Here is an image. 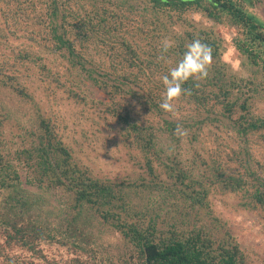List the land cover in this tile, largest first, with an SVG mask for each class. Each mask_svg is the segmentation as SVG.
<instances>
[{
	"label": "trees",
	"instance_id": "obj_1",
	"mask_svg": "<svg viewBox=\"0 0 264 264\" xmlns=\"http://www.w3.org/2000/svg\"><path fill=\"white\" fill-rule=\"evenodd\" d=\"M75 1L79 7L75 10L70 0L0 3L28 9L35 19L30 39L65 60L67 73L75 71L108 97L114 106L106 108L107 113L116 119L128 146L136 151L134 157L139 155L140 165L151 180L141 178L139 183H126L93 176L75 162L50 120L37 108L38 124L23 136L25 143L26 138L29 143L12 152L3 142V130L14 113L8 104L0 102V264H104L96 248L94 229L98 223L115 230L131 251L116 260L115 256L107 257L109 264H248L246 252L228 230L221 229L219 220L212 218L209 228L205 224L196 227L188 222L189 214L196 216L200 210L209 209L207 196L214 185L241 194L242 208L264 209V172L251 170L245 160L241 163L244 172L231 175L212 161V179L207 188L203 179L184 168L173 153L166 154L160 144L164 135L175 143L184 137L196 139L195 129L199 130L206 119H174L159 104L164 93L162 76L182 57L186 45L198 38L213 50L208 76L187 81L184 87L190 89V94L179 99L193 103L209 117L213 115L207 118L209 123L229 120L231 129L245 142L250 135L264 131V119L250 112L252 95H245L260 91L264 96V22L245 7V3L252 5L253 0ZM193 12L215 24L236 28L234 47L251 66L259 68L261 83L238 78L227 69L221 60L225 43L213 29L189 25L187 17ZM129 13L138 14L143 21L150 20L151 31L157 36L147 37L149 50L139 52L135 42L119 32L127 25V19L122 17ZM179 23L192 29L185 27L183 35L168 33ZM163 31L175 46L161 60L158 36ZM98 51L106 57L96 58ZM14 59L10 64L0 60V93L7 94L11 103L17 97L33 103L32 94L19 83L15 70L28 62L42 71H47V66L29 51ZM116 98L143 104L145 111L155 116L157 127L121 109L123 106ZM211 103L219 110L214 111ZM178 126L183 135L177 133ZM235 154L233 151L226 156L232 160ZM158 167L171 184L159 178ZM21 168L25 169V183ZM154 190L183 200L190 211H182L172 223L160 224L153 204H137L132 196L148 192L150 197ZM57 192L66 196L64 205L50 200L51 194ZM44 242L64 247L67 258L48 257L41 248Z\"/></svg>",
	"mask_w": 264,
	"mask_h": 264
},
{
	"label": "rangeland",
	"instance_id": "obj_2",
	"mask_svg": "<svg viewBox=\"0 0 264 264\" xmlns=\"http://www.w3.org/2000/svg\"><path fill=\"white\" fill-rule=\"evenodd\" d=\"M253 2L252 5L245 3L246 10L264 22V0H253ZM2 5L0 3V60H7L10 64L14 62L17 54L29 51L42 58L47 66V71H42L38 65L28 62L15 70L19 83L27 87L32 94L33 103L18 100V97L11 103L7 94L0 93L1 104H8L14 113L3 130V142L6 148L13 152L20 149L23 144L29 143L27 138L25 143L23 136L38 124L35 109L37 108L50 120L55 132L71 150L75 162L80 167L88 169L93 176L102 180L126 183H139L141 178L149 180L150 176L140 165L139 155L134 157L136 151L128 146L116 119L106 111V108L114 106L108 97L101 90L83 81L82 76H78L75 71L67 73L65 60L30 39L35 19L28 9L19 10L16 6ZM70 5L74 10L79 8L75 0H70ZM122 18L127 19V25L119 32L125 33L133 43L135 42L139 52L149 50L147 37L152 39L153 36H157L151 31L150 20L143 21L144 18L134 13ZM187 20L189 25L207 26L214 30L225 43L221 60L235 76L253 79L256 84L261 83L262 73L259 68L251 66L234 47L236 28L215 24L212 20L194 12L188 15ZM189 25L176 24L169 28L168 33L171 31L183 35L185 27L192 29ZM165 35L163 31L158 36L161 38H155L160 39L161 42ZM94 55L96 58L106 57V54L100 51ZM161 90H164V87L161 86ZM241 92H246V89H241ZM139 93L143 94L140 89ZM245 95H252L249 102L251 114L264 119L262 93L259 91ZM116 99L121 102L123 106L121 109L131 111L134 118L139 121L148 120L157 127V123L154 122L155 116L145 111L143 104L128 98ZM138 99L143 101L144 98ZM213 107L214 111L219 110L214 104ZM196 109L193 103L184 99L175 102V111L168 113L172 118L184 122H196L205 118L206 122L199 130L195 129L194 140L184 137L179 143H175L164 135L160 144L166 154L173 153L181 159L184 168L203 179L207 188L210 187L209 183L212 179V161L219 163L222 171L231 175L244 172L241 163L245 160L248 161L251 170L264 172V168H260V166L264 167V135H262L264 131L250 135L245 142L231 129L229 120L221 119L220 122L212 124L207 118H213V115L209 117L207 113ZM240 113L237 112L233 118ZM233 151L236 157L231 160L226 155L231 156ZM158 172L161 180L171 184L161 167H158ZM21 175L25 183L24 168H21ZM26 187L34 190L33 187L27 185ZM153 192L150 197L148 192L132 195L133 201L140 205L152 203L153 212L160 215V224L172 223L182 211L184 213L190 211L187 209L188 203L183 200L167 197L165 192L159 190ZM51 195L50 200L55 204L66 203V196L61 192ZM242 200L241 194L226 192L214 185L210 187L207 196L209 209L200 210L196 216L189 214L188 222L196 227L205 224L206 228H209L212 218H216L220 222L221 229L228 230L246 252L248 264H264V209L242 208L239 204ZM94 234L96 248L99 250L98 256L104 264L111 263L107 259L109 256H115L114 260H116L131 253L120 235L110 226L98 223ZM41 248L50 258H67L66 249L57 243L44 242L41 243Z\"/></svg>",
	"mask_w": 264,
	"mask_h": 264
},
{
	"label": "clouds",
	"instance_id": "obj_3",
	"mask_svg": "<svg viewBox=\"0 0 264 264\" xmlns=\"http://www.w3.org/2000/svg\"><path fill=\"white\" fill-rule=\"evenodd\" d=\"M175 46V42L164 38L160 45V59L164 60L166 53ZM213 59L212 48L202 42L200 39H193L185 47L182 57L170 67L167 74L162 76L164 93L159 107L166 112L175 111V102L181 96L189 95L190 89L184 87V84L190 79H203L208 76V70ZM177 133L183 135L178 126Z\"/></svg>",
	"mask_w": 264,
	"mask_h": 264
}]
</instances>
